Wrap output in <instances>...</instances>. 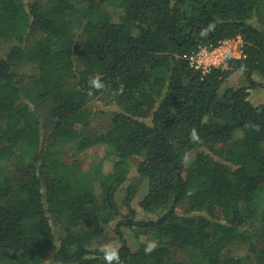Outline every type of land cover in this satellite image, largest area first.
Wrapping results in <instances>:
<instances>
[{
    "label": "trees",
    "instance_id": "16d2710c",
    "mask_svg": "<svg viewBox=\"0 0 264 264\" xmlns=\"http://www.w3.org/2000/svg\"><path fill=\"white\" fill-rule=\"evenodd\" d=\"M263 16L264 0H0V45L7 47L0 53V264H41L57 241L54 264H105L94 246L121 215L115 193L128 179L124 162L135 157L149 179L139 204L154 217L116 221L120 264H185L170 258L172 248L194 251L190 264H264V207L255 199L264 194V103L248 99L250 89L264 87L252 78H264ZM237 35L243 60L203 73L181 57ZM24 67L27 87L17 72ZM240 69L244 82L219 99ZM94 77L103 88L91 86ZM101 97L117 106L103 138L112 172L98 163L86 171L64 164L54 176L50 168L62 162L56 144L82 138L76 142L84 145L90 105ZM41 105L49 108L45 118ZM18 154L28 162L8 173ZM135 190L126 187L125 205ZM85 222L90 228L72 231ZM122 227L144 239L131 248ZM152 239L158 246L145 254ZM232 243L243 252L227 251Z\"/></svg>",
    "mask_w": 264,
    "mask_h": 264
},
{
    "label": "rangeland",
    "instance_id": "374dc122",
    "mask_svg": "<svg viewBox=\"0 0 264 264\" xmlns=\"http://www.w3.org/2000/svg\"><path fill=\"white\" fill-rule=\"evenodd\" d=\"M264 17V16H263ZM39 38V33L33 35L27 40V49L31 50L33 49L35 40ZM7 47L0 45V53H5ZM24 69L20 68L17 72L19 75V78L21 79L22 83L27 87L29 84V72ZM252 78L261 81L264 83V78L258 73L254 72L252 75ZM244 82V74L243 70L240 69L238 73L228 77L226 79L225 84H222L218 91V98L221 99L222 95H224L226 89L228 87H232L235 84ZM67 85H70L71 82L67 81ZM248 99L254 104H260L264 103V87H259L257 89H250L249 91V97ZM109 100L105 98H99L97 100H94L92 102V105H90V108L92 111H94V114L91 116L89 120V125L84 128V130L81 132L80 135H82L83 138H85L84 145L78 147V143L80 141H72V142H63L56 144V148L54 149L56 152L59 153V157L61 158L60 167H57V169L51 170L50 172L54 176H62V172L65 170L61 165L67 164V165H74L75 168H79L80 170H88L94 163H98L100 166V169L103 171V173H110L113 170V158L108 156V152L106 149V143L103 141V138H105V133L109 130L111 126V116L113 110L117 108V106L112 103L108 102ZM48 106L41 105L38 106V112L41 113L42 117L45 118L49 114ZM49 127L52 125V121L48 122ZM193 153L190 152L186 159L184 164L186 166L192 164L193 159ZM14 159L8 163L7 172L10 173V169L15 165V163H27L28 162V156L24 154H18ZM31 160V159H30ZM29 160V161H30ZM31 162V161H30ZM139 163V158L135 157L131 160L125 161L124 164L128 168V179L125 183H123L119 189L115 193V200L118 205V209L121 213L120 216L113 217L110 222L102 228V232L100 237L97 239V242L95 243L94 247H102L106 243L114 244L116 247H119L121 245L119 238L115 234L113 228L120 218L127 217L132 218L135 220L140 219H150L154 217V214L152 213H146L142 207L140 206L139 202L144 197V195L147 193L148 185H149V179L146 176H142L137 169ZM133 186L135 190V195L133 200L131 201L130 205L127 206L123 203L122 197L125 193L126 187ZM96 191L99 193V189L97 188ZM255 199L258 201V207L261 209V207H264V194L262 192H258L255 196ZM186 207V203L183 202L179 206H177L176 211L178 215H182L184 213V209ZM96 212H100L103 210V205L101 203V200H99V203L97 204ZM89 217V216H88ZM59 221L64 220V216L57 218ZM88 229L90 228L88 226V223H82L77 229H72L73 232L79 231V229ZM54 229L57 235H61L62 228L61 224L54 225ZM246 229L254 230L256 229L254 225H248ZM71 230V229H70ZM122 234L124 236V239L126 243L131 247L135 248L139 244L141 240L144 239L143 235H137L136 232L132 229L122 227ZM243 244L237 245L236 243L228 244L227 251H237L239 253L243 252ZM58 247V241L54 242L50 246L47 247V249L44 251L45 254L41 260V264H54V251ZM197 256L196 253L192 250H183L178 251L174 248L171 249L170 258L173 260H176L181 263L190 264L188 263L190 259H193V257Z\"/></svg>",
    "mask_w": 264,
    "mask_h": 264
},
{
    "label": "built area",
    "instance_id": "2783aa9c",
    "mask_svg": "<svg viewBox=\"0 0 264 264\" xmlns=\"http://www.w3.org/2000/svg\"><path fill=\"white\" fill-rule=\"evenodd\" d=\"M181 57L190 67L206 73L224 64L229 58L243 60L245 53L242 38L237 35L200 44L196 49L182 54Z\"/></svg>",
    "mask_w": 264,
    "mask_h": 264
},
{
    "label": "clouds",
    "instance_id": "9594fccd",
    "mask_svg": "<svg viewBox=\"0 0 264 264\" xmlns=\"http://www.w3.org/2000/svg\"><path fill=\"white\" fill-rule=\"evenodd\" d=\"M203 34V33H202ZM90 84L95 89H101L104 87L103 82L98 78L94 77L91 79ZM158 246V241L155 239L147 240L144 246L145 254L152 253ZM103 254L102 258L105 264H120V256L117 247L114 244L106 243L101 247Z\"/></svg>",
    "mask_w": 264,
    "mask_h": 264
},
{
    "label": "crops",
    "instance_id": "0c3cea01",
    "mask_svg": "<svg viewBox=\"0 0 264 264\" xmlns=\"http://www.w3.org/2000/svg\"><path fill=\"white\" fill-rule=\"evenodd\" d=\"M238 72H239V70L233 72L230 76H232V75H234V74H236V73H238ZM230 76H229V78H230ZM225 82H226V81H225ZM225 82H224L223 84H225Z\"/></svg>",
    "mask_w": 264,
    "mask_h": 264
}]
</instances>
